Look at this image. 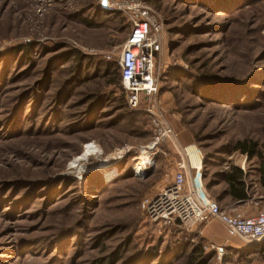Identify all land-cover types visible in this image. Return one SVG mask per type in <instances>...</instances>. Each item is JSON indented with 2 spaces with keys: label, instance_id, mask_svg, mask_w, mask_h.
Listing matches in <instances>:
<instances>
[{
  "label": "rangeland",
  "instance_id": "1",
  "mask_svg": "<svg viewBox=\"0 0 264 264\" xmlns=\"http://www.w3.org/2000/svg\"><path fill=\"white\" fill-rule=\"evenodd\" d=\"M127 1L0 0V264H264L258 244L208 237L213 221L166 225L141 208L183 158L222 208L264 210V0H140L164 46L156 103L138 108L111 83ZM88 144L100 151L81 169ZM232 166L245 202L228 195Z\"/></svg>",
  "mask_w": 264,
  "mask_h": 264
},
{
  "label": "built area",
  "instance_id": "2",
  "mask_svg": "<svg viewBox=\"0 0 264 264\" xmlns=\"http://www.w3.org/2000/svg\"><path fill=\"white\" fill-rule=\"evenodd\" d=\"M120 8L131 26L118 61L121 83L128 106L138 108L146 99L156 103L160 91L157 61L164 46V24L143 1L128 0ZM165 133L171 136L172 130L167 128ZM141 208L152 221L166 225L198 229L218 220L226 226L230 237L253 244L264 240V210L248 216L242 211L222 208L216 199L207 195L200 174L192 177L190 166L183 158L176 164L172 180L145 197ZM216 248L222 250L219 245Z\"/></svg>",
  "mask_w": 264,
  "mask_h": 264
},
{
  "label": "trees",
  "instance_id": "3",
  "mask_svg": "<svg viewBox=\"0 0 264 264\" xmlns=\"http://www.w3.org/2000/svg\"><path fill=\"white\" fill-rule=\"evenodd\" d=\"M118 67L114 65L113 75H116ZM111 83L118 84L121 82V75L113 77ZM122 84V83H121ZM255 143L239 142L237 148L241 149L243 153L247 154L249 157H254L257 155ZM244 171L239 166H232L225 174V184L228 188V195L232 201L243 202L248 199V186L244 181ZM259 181L261 186L264 188V163H261L258 173ZM219 202V201H218ZM261 254H264V241L256 245V250ZM199 249H194L190 254L189 263H193L197 255H201Z\"/></svg>",
  "mask_w": 264,
  "mask_h": 264
},
{
  "label": "crops",
  "instance_id": "4",
  "mask_svg": "<svg viewBox=\"0 0 264 264\" xmlns=\"http://www.w3.org/2000/svg\"><path fill=\"white\" fill-rule=\"evenodd\" d=\"M189 165V164H188ZM218 201V200H217ZM243 202H245V201H243ZM241 203V202H240ZM258 211H256V212H253V213H249V214H246L245 212H243L244 214H246V215H248V216H251V215H255L256 213H257ZM213 222H215V223H213L212 225H210L209 227H207V230H206V232H207V235H208V237H214V236H219V237H221V238H225L227 235H228V237L229 238H231L230 236H229V234H228V230H227V228H226V226L223 224V223H221L220 221H218V220H214ZM224 226H223V225ZM227 234V235H226ZM234 239H237L239 242H244V241H242L240 238H238V237H233ZM245 243H247V242H245ZM243 244V243H242ZM245 245V244H244ZM256 245V244H255Z\"/></svg>",
  "mask_w": 264,
  "mask_h": 264
},
{
  "label": "bare ground",
  "instance_id": "5",
  "mask_svg": "<svg viewBox=\"0 0 264 264\" xmlns=\"http://www.w3.org/2000/svg\"><path fill=\"white\" fill-rule=\"evenodd\" d=\"M100 151L96 145L94 144H88L86 146V149L84 151L83 154H81L80 156L76 157L73 161L72 164L75 165L76 167H80L81 169L83 168V160L87 159L90 155L94 154L95 152ZM145 151H143L142 153L144 154ZM95 155V154H94ZM144 158V155H143ZM142 158V159H143ZM149 159V158H148ZM142 163H145V160L142 161ZM104 164V163H103ZM72 167V166H71ZM73 168V167H72ZM146 168L145 166H138L137 167V171H141L142 169ZM148 168V167H147Z\"/></svg>",
  "mask_w": 264,
  "mask_h": 264
},
{
  "label": "water",
  "instance_id": "6",
  "mask_svg": "<svg viewBox=\"0 0 264 264\" xmlns=\"http://www.w3.org/2000/svg\"><path fill=\"white\" fill-rule=\"evenodd\" d=\"M107 0H103V5L106 6Z\"/></svg>",
  "mask_w": 264,
  "mask_h": 264
}]
</instances>
